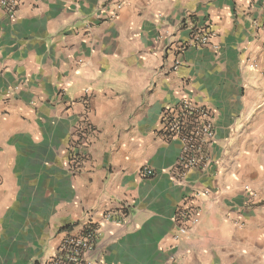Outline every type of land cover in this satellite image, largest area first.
Listing matches in <instances>:
<instances>
[{
	"label": "crops",
	"instance_id": "1",
	"mask_svg": "<svg viewBox=\"0 0 264 264\" xmlns=\"http://www.w3.org/2000/svg\"><path fill=\"white\" fill-rule=\"evenodd\" d=\"M114 4V18H95ZM189 22L218 48L185 46ZM262 27L264 0H21L13 19L0 9V264H44L86 223L99 228L97 264H264ZM180 98L207 106L216 129L210 178L192 171L185 185L171 178L180 144L160 130ZM203 187L199 221L174 240L175 208ZM110 210L127 217L104 220Z\"/></svg>",
	"mask_w": 264,
	"mask_h": 264
},
{
	"label": "built area",
	"instance_id": "2",
	"mask_svg": "<svg viewBox=\"0 0 264 264\" xmlns=\"http://www.w3.org/2000/svg\"><path fill=\"white\" fill-rule=\"evenodd\" d=\"M21 0H0V9L9 19H13L18 11ZM119 4L108 6L104 11L95 12L94 16L100 18H114L117 14ZM191 34L186 41L185 46L199 48L211 44L213 48L218 45L212 43L211 39L215 36V32L210 27L199 28L194 22H189ZM263 37H264V27ZM180 60L174 59L171 64L172 70H177ZM88 92V89L85 90ZM161 131L165 138L177 140L180 144V152L176 158L171 178L173 182L179 185L188 183V175L192 171H198L202 176H211V168L213 160L210 149L215 140L216 129L213 121L211 110L190 98H180L164 107L161 111ZM81 139L86 137V128L88 124H81ZM78 137L71 141L72 147H78ZM81 145V144H80ZM83 145L80 146V154L75 159L83 158ZM142 177L154 174L152 168L142 166L139 170ZM248 196L254 197L256 192L244 186ZM201 194H210V189L203 187L202 189H193L192 193L186 197V201L175 208L173 219L175 222L174 240H180L187 235L189 229L199 221L200 205L198 197ZM127 217L124 211L118 213L107 211L103 218L107 221L117 223L123 222ZM99 228L93 223H86L80 232H70L65 234L59 241L54 252L48 256L44 264H97L89 258V253L94 249Z\"/></svg>",
	"mask_w": 264,
	"mask_h": 264
}]
</instances>
